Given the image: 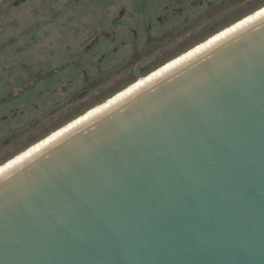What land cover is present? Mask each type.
I'll return each instance as SVG.
<instances>
[{
    "label": "water",
    "instance_id": "water-1",
    "mask_svg": "<svg viewBox=\"0 0 264 264\" xmlns=\"http://www.w3.org/2000/svg\"><path fill=\"white\" fill-rule=\"evenodd\" d=\"M0 264H264V13L1 171Z\"/></svg>",
    "mask_w": 264,
    "mask_h": 264
},
{
    "label": "rangeland",
    "instance_id": "rangeland-1",
    "mask_svg": "<svg viewBox=\"0 0 264 264\" xmlns=\"http://www.w3.org/2000/svg\"><path fill=\"white\" fill-rule=\"evenodd\" d=\"M15 1H0V167L264 8V0Z\"/></svg>",
    "mask_w": 264,
    "mask_h": 264
},
{
    "label": "bare ground",
    "instance_id": "bare-ground-1",
    "mask_svg": "<svg viewBox=\"0 0 264 264\" xmlns=\"http://www.w3.org/2000/svg\"><path fill=\"white\" fill-rule=\"evenodd\" d=\"M262 13H264V8H262L261 10L257 11L254 15H252L251 17L235 24L233 27H231L230 29L223 31L222 33H220L219 35L215 36L214 38L208 40L207 42L198 45L196 48L192 49L189 53H187L186 55L182 56L181 58L167 64L166 66H163L162 68H160L159 70L151 73L150 75H148L147 77H145L143 80H140L139 82L135 83L134 85H132L131 87H129L128 89H126L125 91H123L122 93L110 98L109 100H107L105 103L101 104L100 106L94 108L93 110L88 111L86 114H84L83 116H81L79 119H77L76 121H74L73 123H71L68 126H65L64 128L56 131L55 133H53L51 136H49L48 138L44 139L43 141L38 142L37 144H35L33 147H31L29 150L23 152L21 155L17 156L16 158H14L13 160H11L10 162H8L7 164H5L4 166L0 167V172L5 170L6 168H8L9 166L13 165L14 163H16L17 161L21 160L22 158H24L25 156L29 155L30 153H32L33 151L37 150L38 148H40L41 146L45 145L46 143H48L49 141L53 140L54 138H56L57 136H59L60 134L64 133L65 131H67L68 129L72 128L73 126H75L76 124L80 123L81 121L85 120L86 118H88L89 116L93 115L94 113L98 112L99 110H101L102 108L106 107L107 105L111 104L112 102L116 101L117 99H119L120 97L124 96L125 94L129 93L130 91H132L133 89L137 88L138 86L142 85L143 83L147 82L148 80H150L151 78L155 77L156 75L162 73L163 71L167 70L168 68L174 66L175 64L179 63L180 61L186 59L187 57L191 56L192 54L198 52L199 50L203 49L204 47L208 46L209 44L215 42L216 40L220 39L221 37L227 35L228 33L232 32L233 30L237 29L238 27L244 25L245 23L249 22L250 20L254 19L255 17L261 15Z\"/></svg>",
    "mask_w": 264,
    "mask_h": 264
},
{
    "label": "flooded vegetation",
    "instance_id": "flooded-vegetation-1",
    "mask_svg": "<svg viewBox=\"0 0 264 264\" xmlns=\"http://www.w3.org/2000/svg\"><path fill=\"white\" fill-rule=\"evenodd\" d=\"M0 1H3V2H7L9 0H0ZM25 0H16L15 1V4H19L20 2H24Z\"/></svg>",
    "mask_w": 264,
    "mask_h": 264
}]
</instances>
